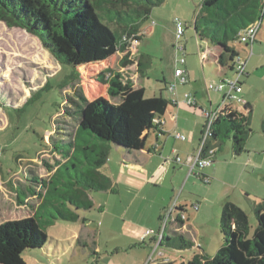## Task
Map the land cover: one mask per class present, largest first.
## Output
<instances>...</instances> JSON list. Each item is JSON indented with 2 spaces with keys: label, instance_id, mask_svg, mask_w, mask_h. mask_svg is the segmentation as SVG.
Listing matches in <instances>:
<instances>
[{
  "label": "rangeland",
  "instance_id": "374dc122",
  "mask_svg": "<svg viewBox=\"0 0 264 264\" xmlns=\"http://www.w3.org/2000/svg\"><path fill=\"white\" fill-rule=\"evenodd\" d=\"M202 5L203 0H166L163 6L152 10L148 22L141 24L143 36L138 45L137 58L144 55L149 60L145 73L140 77L136 72V65L121 70L130 73L135 79V84L146 90L147 97L162 93L169 97L170 92H162V90L175 85V81L177 83L175 70L180 56L177 55L176 49L175 20L178 19L183 22L185 30L180 44L187 50L186 64L179 65V68L188 66L191 73V81L183 87V95L188 93L195 96V88L200 89V96L209 105L208 94L203 88L209 83H219L220 79L216 74L218 67L214 57L208 55L204 64L200 57L202 51H209L212 54L217 51L215 45L195 30L197 22L199 27L200 24L206 27V12L202 11ZM260 21L262 26L259 28L252 51L240 41L230 43L241 51L242 57L245 58L246 50L250 56L246 71L248 75L244 74L240 79V85L244 89L240 99H246L251 104L252 113L246 110L243 104H236L235 107L240 108L241 113L250 121L251 132L250 136L246 137L245 149L257 150V154L251 153L254 161L252 166L255 168L248 171L244 178V182L248 185L244 187L259 195L264 194V185L257 180L259 175L264 173L263 4L257 22ZM214 25L210 23L209 29L214 31L216 28ZM218 34L220 35L219 31ZM38 51L43 52L50 59L53 68L34 63L33 57ZM121 57L120 54L114 55L105 63L84 65L77 70L71 65H59L58 61L44 50L42 43L29 32L16 27L10 28L0 21V225L5 221L13 222L29 218L32 215L29 206L36 207L40 203L39 199L35 198L27 201L21 189L19 194L13 192L14 188L18 191L20 183L26 184L32 193L35 192L34 189L41 191L40 185L32 183L34 176L29 174L30 171L40 179L51 181L49 185L51 200L52 197H57L54 194L73 191L76 182L82 184L86 179L85 174L94 168V160L90 158L93 152L87 156L81 148L76 152L73 162L62 167L60 173L51 179L49 178L53 171L46 166V163L54 166L56 171L58 165L64 161L63 153L70 149V145L63 142L66 139L63 136L76 133L80 113L78 105L72 100L81 102L80 97L77 96L78 92H83L89 101L101 97L115 105L119 104L118 99L108 96V85L101 84L98 79L102 78V74L120 70ZM76 71L78 77L73 79ZM227 73L229 79L236 78L231 70H227ZM211 95L215 107H221V94ZM184 105L189 112L197 115L201 122L206 124L201 109L191 108L185 101ZM170 113L171 111L168 114L169 118ZM182 119L188 130L190 127L194 128L195 124L187 122L185 118ZM226 126L225 121L218 126L221 132L217 144L221 147L233 148L232 136L228 134ZM179 132L189 138L188 132L183 131L182 127ZM52 135H54L52 142L56 143L54 145L49 144ZM176 136L174 134L172 144L179 142ZM79 137L94 138L85 131L81 132ZM78 144L84 146L86 143L80 138ZM52 151L54 154L51 153ZM124 152V150L112 149V161L110 160L102 169V174L112 189L107 192H91L90 198L94 207L88 211H79L80 220L77 223L55 221L51 215L52 213L57 217L55 206L49 203L44 208L45 216L41 226L48 241L43 249L24 253L26 264H140L142 257L147 254L146 250L151 255L155 253V249L153 246L151 249L148 248L149 240L135 243L134 234L145 233L153 228L152 225H156V229L152 230L155 233L162 231L164 222L160 223L157 211L164 198L168 199L167 209L177 202L188 205L189 212L186 213V217L198 213L192 206L203 207L207 204L205 201L211 194L209 186L197 176L195 182L192 181L185 186V180L182 183L181 178L172 179V176L168 175L162 181L166 186L156 188L150 186L141 194L138 180L129 181L126 176L121 175ZM262 168L263 170H260ZM178 183L180 186L175 192L168 190L167 186ZM244 187L241 189L243 190ZM240 194L241 191H238L239 203L248 213L251 226L256 229L258 222L255 209L246 198L242 200ZM251 199L253 202L256 200L254 196ZM19 204L20 208L17 207ZM164 216L165 212H163ZM221 239L219 243L210 246L211 251L217 252L218 248L223 247L225 242L223 234ZM161 247L165 253L163 258L172 264L187 263L199 253L196 248L179 250L174 248L173 244L168 246L167 240Z\"/></svg>",
  "mask_w": 264,
  "mask_h": 264
},
{
  "label": "trees",
  "instance_id": "16d2710c",
  "mask_svg": "<svg viewBox=\"0 0 264 264\" xmlns=\"http://www.w3.org/2000/svg\"><path fill=\"white\" fill-rule=\"evenodd\" d=\"M165 2L166 0H0V21L10 28L26 30L37 37L44 50L59 65H71L77 70L84 65L105 63L114 55H122L120 70L102 74V78L98 79L101 84L108 85V96L118 99L119 104L115 105L101 97L89 101L83 92L77 93L81 102H72L78 105L80 121L75 134L63 136L66 138L63 142L69 144L70 149L63 153L65 162L58 165L49 179L60 173L62 167L73 162L80 148L87 156L93 152L90 158L94 160V168L85 174L86 179L82 184L76 182L73 191L54 194L57 197H52L51 200V181L40 179L34 172H29L34 176L32 183L41 187V191L34 189L32 196L41 203L33 216L25 220L5 221L0 225V264H26L23 258L25 252L46 246L48 238L41 221L45 216L44 208L49 203L55 206L57 212V217L50 212L53 219L67 223H77L80 220L79 211H88L94 207L88 196L89 192L111 189L101 170L107 165L112 149L130 153L140 147L145 132L156 131L163 134L161 119L173 101L164 97V93L147 97L146 90L137 87L130 73L121 69L136 65L137 74L140 77L144 75L149 60L144 55L134 59L131 50L133 44L140 42L143 36L141 24L148 22L152 10L163 6ZM262 4L264 5V0L203 1L202 11L206 12L207 28L202 24L199 27L197 22L195 30L217 47L218 68L234 71L242 53L230 43L240 41L239 33L258 23ZM210 23L215 24L214 31L209 29ZM33 60L36 64L53 68L50 59L41 51L37 52ZM76 77L77 71L73 79ZM164 91L166 88L162 90ZM245 109L252 112L251 104H246ZM224 121L227 123L228 134L232 136L234 153L240 156L245 152L250 122L239 111L226 109L221 112L212 126L209 145L217 152L220 150L221 145L217 141L221 131L218 126ZM83 131L94 138L79 137ZM80 138L85 141L84 146L78 144ZM52 139L53 136L49 144H56ZM54 147L58 150L56 145ZM51 153L54 154L53 151ZM46 166L54 169L49 163ZM247 214L234 204H225L221 216V232L225 240L223 247L213 258L194 255L183 264H264V206L255 214L258 222L256 229L251 226ZM167 242L179 250L194 247L183 235Z\"/></svg>",
  "mask_w": 264,
  "mask_h": 264
},
{
  "label": "crops",
  "instance_id": "0c3cea01",
  "mask_svg": "<svg viewBox=\"0 0 264 264\" xmlns=\"http://www.w3.org/2000/svg\"><path fill=\"white\" fill-rule=\"evenodd\" d=\"M139 43L140 42H138L136 46L134 45L131 50V55L134 59H136L137 55L139 54L138 52ZM244 52L246 54L245 57L247 60L245 75H248L246 71L248 69L250 56L247 50ZM210 54L214 57L216 63L217 60L216 56L217 54H219L218 50L216 51V53L213 54L210 53L209 51L207 52L202 51L200 53V57L203 64L208 59V55ZM183 69L188 73L189 79L191 81V73L189 71L188 66L184 67ZM216 74L220 79L219 83L221 81L229 79L227 69L217 68ZM132 79L133 81L135 80L134 78ZM210 84L213 83H209L208 85L206 84L205 87L203 88L204 92L208 94L207 98L209 105H207V102H205L204 99H202V97L200 96L201 90L195 88L194 97L197 101L196 109L199 108L201 109V111L210 108L218 110L220 107L219 106L215 107L214 100L211 95L212 93H214L216 96L221 94L220 105H222V101L225 97V93L224 92L220 93L217 91L210 92L208 90V86ZM135 85L137 87H140L137 85V83ZM186 85L187 84L182 85L179 84L178 82L176 83L175 81L176 89L174 91H171L170 88L168 89L166 87V91H169L171 96L169 97H166L164 95L163 96L173 101V104L168 108V110H166V114L161 119L163 122V134H159L156 131L145 132L143 138H141L140 147L136 150H133L130 153H126L125 155H123L120 172L121 175L126 176L129 181L138 180L141 186V190H140L141 194L145 191L147 187L150 186H154L155 188L166 186V184H162V181L163 179H165V176L168 175L172 176V179L181 178L182 183L185 180L184 183L185 186H187L192 181L195 182L197 176L199 177V179H202L204 183L209 186L208 189H210L211 194L208 200L205 201V203H207L204 204L205 206H203L205 208L201 207L202 205L192 206L193 209L196 210L198 213L192 217L187 216V221L173 222V219L170 220L164 231V239L161 240L160 243H159L160 231L158 233L154 232L155 235L153 234L151 236H148L144 240L143 238L147 231L145 233L144 232L135 233L133 239L135 243L137 242L144 243L149 240L150 245L148 246V248L151 249L153 246L155 249V253L151 255H149L150 252L146 250L147 254H145L142 257L143 259L140 260V264H172L171 262L163 258L165 253H164V249H162L161 246L165 240H169V239L173 240L180 235H183V237L187 241L194 244L193 249L196 248L199 251V253L198 254L196 253V255H204L205 257L213 258L222 248V247L218 248L217 252H214L211 251L210 246H214L216 243L222 241L221 239L222 234L220 232L221 223H222L221 216L225 204L231 203L244 210L238 200L240 199V196L237 195L238 191H241L240 195L242 200L246 198V200H248V202H250V204L253 205L255 212H257L261 207L264 206V194L259 195L256 192H252L251 190H248V188H245L246 185H248V183L244 182V178L249 173L248 171H250L251 169L254 170L255 168L252 166L254 165V161L252 159L253 155H251V153L257 154L256 149H245V152L242 153L243 155L241 154L242 156L240 155L239 157L234 153L233 148L220 147V150H218L217 155L215 156L213 165L203 170L198 169L199 171L196 170H194L193 172L190 171L191 168L186 164V161L191 157H193L195 154H197L199 143L200 140L202 139V133L204 128L203 126H205V124L203 121L201 122V120L197 115H194L191 112H189L187 106L184 105L185 98L183 95V87H185ZM242 94H244V89H242V93L240 95ZM243 101H244L243 105L245 107L246 104H250L246 99ZM236 104L239 103H235L233 105L234 109L241 113L242 112L241 109L235 107ZM170 111H171L170 113L171 117L169 118L168 114ZM251 113L249 114V117L251 116ZM182 118L187 119V122L189 123L195 124L194 128L190 127L189 128L190 130H188L185 126V121ZM181 127L183 131L188 132L189 138L186 137L187 140L185 139L184 141L177 139L179 142L172 144L171 141L173 139L174 134L176 135L181 134L179 132V129ZM250 132L251 131L249 129L248 132L249 134L247 133L248 137L250 136ZM219 155L220 157L218 158ZM111 157L112 156L110 152L108 162L111 160ZM176 157H180L183 160V163L179 164L175 162ZM63 162H65V160ZM106 166H104V168ZM260 170H263V168ZM51 171H53L54 173L55 170L52 169ZM254 173L255 172H252V174ZM257 180L264 185V173L260 174ZM19 186L20 188L18 189V191L14 188L13 191L14 194L15 192L19 194L21 189L25 193L27 201L30 198L38 199L35 196H32L33 193L31 190L28 189L26 184L20 183ZM179 186L180 183H178L177 185L171 184L167 186V188L168 190L170 191L172 190V192H175ZM242 187H244L243 190L241 189ZM91 192H97V191H91ZM91 192H89L88 194L89 198ZM253 196L256 198L254 202L251 199ZM167 201L168 199L164 198V201L161 202L160 207L157 211V215L159 217L160 223H162L163 212L166 211L168 207ZM39 202L41 203L40 200ZM40 203L37 204L36 207L29 206L30 215L32 213L31 216H33L35 209L38 207V205H40ZM177 205H178V210L175 211L174 218L181 213L186 215V213L189 212L188 205H186L184 202H177ZM20 206L21 205L19 204L17 207L20 208ZM195 206H197L198 209H196ZM152 226L153 228L151 230H155L156 225H152ZM157 245L160 246L158 247Z\"/></svg>",
  "mask_w": 264,
  "mask_h": 264
},
{
  "label": "built area",
  "instance_id": "2783aa9c",
  "mask_svg": "<svg viewBox=\"0 0 264 264\" xmlns=\"http://www.w3.org/2000/svg\"><path fill=\"white\" fill-rule=\"evenodd\" d=\"M175 26H176V42H177L176 49H177V55L180 56V58L177 61L178 67L175 70V77L178 79L177 82L179 84L185 85V84H189L190 82L189 75L184 69L179 68V65L181 64L184 65L186 63L185 56L187 51L186 48L180 44L182 38L184 37L185 30H184L183 22L181 20L176 19ZM260 26H262V21L257 23L255 26H251L250 28H247L239 33L240 42L247 45V47H250L251 51L257 39ZM135 44H137V42H135L133 46ZM246 67H247L246 57L245 58L241 57L240 59H238V62L235 65L234 73L236 75V78L234 80L226 79L218 84L213 83L208 86V90L210 92L211 91H217L220 93L224 92L225 97L222 101L221 107L218 110L210 108L201 111L203 113V117L206 120V124L203 128L202 139L200 140L197 154H195L193 157H191L186 161V164L191 168L190 169L191 172H193L195 169H199V170L206 169L207 167H210L211 165L214 164V159L217 150L209 145V140H211L212 137V126H214V124L217 122L221 112L225 111L226 109L235 110L233 107L235 103L244 104V101L240 99L239 95L242 93V86L240 85V79L245 74ZM175 89H176L175 85L170 86L171 91H174ZM184 98L190 107L197 106V101L194 95L187 93L184 96ZM176 137L182 141L186 139V136L181 134H177ZM175 162L181 164L183 163V160L180 157H176ZM195 208L198 209L197 206H195ZM176 210H178V205L175 203L171 208L164 211L165 216L162 219L164 225L162 231H160L159 233L160 236L159 243L161 242V240L164 239V231L170 220L173 219V222L187 221V217L183 213L177 215L175 219L174 214ZM153 234L155 235L154 231L152 230L147 231L143 240Z\"/></svg>",
  "mask_w": 264,
  "mask_h": 264
},
{
  "label": "water",
  "instance_id": "95a60500",
  "mask_svg": "<svg viewBox=\"0 0 264 264\" xmlns=\"http://www.w3.org/2000/svg\"><path fill=\"white\" fill-rule=\"evenodd\" d=\"M16 29H19V28H16ZM32 37H34V38H37V37H35V36H33V35H31ZM38 39V38H37ZM39 40V39H38ZM40 41V40H39Z\"/></svg>",
  "mask_w": 264,
  "mask_h": 264
}]
</instances>
